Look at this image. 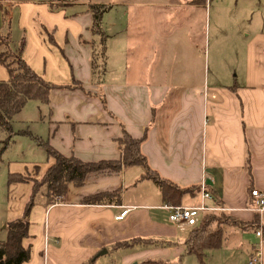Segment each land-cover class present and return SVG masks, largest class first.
Wrapping results in <instances>:
<instances>
[{
  "label": "crops",
  "instance_id": "0c3cea01",
  "mask_svg": "<svg viewBox=\"0 0 264 264\" xmlns=\"http://www.w3.org/2000/svg\"><path fill=\"white\" fill-rule=\"evenodd\" d=\"M206 3L137 4L125 10L132 20L129 27L120 28L113 36L107 34L106 26L102 29L101 82L94 80L97 32L89 8L95 3H88L85 13L63 19L50 10V6H58V0H0V30L11 34L14 48L24 39L23 59L39 76L55 85L73 87L52 93L50 103L45 105L47 115L38 107L35 121L44 126L45 134L34 137L48 140L65 157L87 163L118 160L122 153L119 140L125 134L144 138L141 152L162 179L183 189L205 183L215 199L206 201L207 206L228 209L226 213L243 226H234L239 232L255 231L245 227L259 220L251 211V192H264L263 0L242 1L244 8L236 9L250 15L246 25L236 20L237 35L243 42L232 43L231 53L235 51L236 59L231 84H224L218 70L209 79L207 57L195 40L188 39L181 54L162 45L153 28V16L144 12V6L188 8L193 20L187 24L191 27L196 22L192 11L206 9ZM102 6L109 7L103 18L114 8H130L129 3L120 2ZM8 77L0 64V81ZM78 83L84 89H79ZM53 163L47 155L46 165L33 164L30 170L12 173L25 176L38 167L37 177L42 178ZM130 171L134 176L129 178ZM142 174L141 167L131 166L118 175H92L83 187L71 185L66 196L46 207L44 214L34 215L33 210L31 237L23 241L32 257L24 264H84L95 257L97 262L103 249L119 252L125 248L116 249V245L137 238L165 249L171 258L158 260L167 264L175 262L176 252L179 257L187 255L185 243L176 242L181 230L170 222L165 208L174 205L164 204L159 187L141 181ZM139 184H152L147 188L155 189L154 197L138 191V186H143ZM25 188L28 192L20 199L23 195L19 192ZM31 188L28 183L8 187V208L0 217L4 234L0 241L7 238V224L22 217ZM118 189L123 190L121 205L82 202L87 196ZM17 199L20 204L14 213ZM199 204L200 193L182 199L183 206ZM125 211L127 215L117 220ZM257 245L256 238L251 243V256ZM136 259L153 260L131 261Z\"/></svg>",
  "mask_w": 264,
  "mask_h": 264
},
{
  "label": "rangeland",
  "instance_id": "374dc122",
  "mask_svg": "<svg viewBox=\"0 0 264 264\" xmlns=\"http://www.w3.org/2000/svg\"><path fill=\"white\" fill-rule=\"evenodd\" d=\"M46 1V0H43ZM191 0H58L59 4L53 8L50 6L52 14H61L63 19H70L72 15L83 14L87 10V4L92 2L99 5H115L120 3H129L130 8L124 7L114 8L113 11L107 13L101 21L100 31L95 35L93 52L94 58V80L100 81L103 76V27H107V34L113 36L115 32H118L120 28L124 29L129 27L127 24H131L129 15H125L127 9H133L137 4H154L156 6L160 4H187ZM195 0H192V2ZM206 1V9L192 11L195 13L196 22L189 27L187 22H192V16L190 9L184 7H165L157 8L150 6H144V9L153 16L154 30L159 35V40L162 45H166L171 48L172 51L181 54L184 45L188 39L195 40L200 47L202 55L207 57L205 62V70L209 79L215 74V70L221 72L222 81L224 84H231V72L232 66L236 59L235 51L231 53L232 43L237 42L242 44V38L237 35L236 20H239L246 25L247 19H249L248 13L245 11L237 12V7L244 8L242 1L245 0H203ZM264 2V0H263ZM108 10L109 7L107 6ZM149 9V10H148ZM245 12V13H244ZM116 24V26H113ZM188 26V27H187ZM196 26V27H195ZM197 28V32L194 30ZM190 36V38L188 37ZM125 37V36H124ZM113 38V37H111ZM207 40V41H206ZM17 46L18 41L15 39ZM206 41V42H205ZM209 57V59H208ZM235 73H232V76ZM212 79V78H211ZM46 104H42L38 101H30L28 106L21 113H19L13 120L14 134L12 136V143L2 156V162L0 163V217L4 216L6 209L8 208V174L13 170L27 171L30 170L33 164L46 165L47 154L45 150L40 147L32 137L28 135L18 134L21 131H29L34 136H44V126L40 122H36V116L41 113L47 115ZM40 107V111L38 110ZM8 135L0 133V140H4ZM139 167V166H137ZM39 170L36 168L31 170L30 173L25 175L29 179L41 180ZM129 178L134 176V172H129ZM147 183V182H145ZM32 185V182H28ZM138 191H142L144 194L150 193L151 197L155 195V189L150 190L148 185L152 184H139ZM154 187V186H153ZM28 189H21L19 192L22 199ZM18 193V194H19ZM28 201L32 194L29 192ZM134 194L131 198H134ZM34 215L44 214L45 203L41 196L35 199ZM20 204L18 201L14 207L13 212L16 213L17 206ZM34 212V211H32ZM35 218V217H34ZM49 225V222H48ZM258 225V224H257ZM36 227H34L35 229ZM257 228V227H256ZM33 229V230H34ZM32 230V231H33ZM244 233V234H238ZM0 236L4 237L3 232L0 230ZM31 237V236H30ZM29 237V238H30ZM187 237V231H179V237L176 242L184 244ZM145 238V237H144ZM255 231L239 232L237 228L228 226L225 228V240L222 247L218 250H210L204 259V264H250L251 262V243L254 242ZM151 241L148 243H139L132 248L122 249L119 252L112 249H103L98 253V260L96 264H145L146 261L133 258H143L147 261H163L158 259L167 260L171 258V255L166 254L165 249H157L156 245ZM164 244H162L163 246ZM169 256V257H168ZM179 253L176 252L174 258L175 262L170 260L168 264H200L195 256L184 255L179 257Z\"/></svg>",
  "mask_w": 264,
  "mask_h": 264
},
{
  "label": "trees",
  "instance_id": "16d2710c",
  "mask_svg": "<svg viewBox=\"0 0 264 264\" xmlns=\"http://www.w3.org/2000/svg\"><path fill=\"white\" fill-rule=\"evenodd\" d=\"M89 11L94 21V31L100 30V24L106 8L102 5H90ZM7 20V19H6ZM25 41L22 39L18 48L13 47V40L10 33L0 30V64L8 72V79L0 81V133L8 135L6 139L0 140V163L2 156L12 143L14 134L13 120L22 112L30 101H38L42 104H49L51 95L56 90H68L73 87L59 86L46 81L39 76L23 59ZM79 89H84L78 83ZM76 86V87H77ZM18 134L28 135L42 147L48 157L53 158L54 163L48 167L41 180H33L19 173L8 174V187L15 184H26L32 182V194L27 202L21 218L7 224V238L0 241V264H24L31 260L32 251L23 246V241L29 237L30 216L35 207V199L39 196L45 201V206L50 207L66 196L70 186L83 187L87 179L92 175L111 176L118 175L124 169L131 166H139L143 170L141 181H150L156 184L162 194L164 204L183 206L182 199L186 195L196 197L201 187L187 189L170 183L148 164L146 157L141 152V144L144 138L134 139L125 134L120 140L121 156L118 160L101 161L97 163L83 162L76 157H65L55 150L48 140L34 137L29 131H21ZM38 169V167H36ZM39 170V169H38ZM123 190L99 192L83 199L87 205H121ZM257 218L252 224L245 227L248 230H255ZM228 226H241L240 221L226 212L204 214L199 223L189 228L184 244L185 253L195 256L200 264H204L207 252L218 250L224 242L225 228ZM148 239H133L119 243L114 248H132L139 243H148ZM96 257L84 264H95ZM145 264H167L166 261H146Z\"/></svg>",
  "mask_w": 264,
  "mask_h": 264
},
{
  "label": "built area",
  "instance_id": "2783aa9c",
  "mask_svg": "<svg viewBox=\"0 0 264 264\" xmlns=\"http://www.w3.org/2000/svg\"><path fill=\"white\" fill-rule=\"evenodd\" d=\"M253 198V207L251 211L257 214L259 217L257 228L255 229V236L258 239V245L255 253L251 258L250 264H261L262 263V252L264 249V192L254 189L251 192ZM201 204L190 205V206H168L165 207L169 211V220L174 224L179 230L184 231L188 228L196 226L201 217L207 213H217V212H228V209L216 206H207L206 201H214V196L208 191L205 183L201 185L200 190ZM128 211L123 212L117 220H122ZM48 240V238H46Z\"/></svg>",
  "mask_w": 264,
  "mask_h": 264
}]
</instances>
